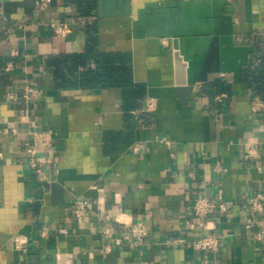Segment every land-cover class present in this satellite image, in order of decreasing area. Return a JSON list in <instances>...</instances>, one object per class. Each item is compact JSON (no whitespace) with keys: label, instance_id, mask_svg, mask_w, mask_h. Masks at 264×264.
<instances>
[{"label":"crops","instance_id":"1","mask_svg":"<svg viewBox=\"0 0 264 264\" xmlns=\"http://www.w3.org/2000/svg\"><path fill=\"white\" fill-rule=\"evenodd\" d=\"M89 1L0 0V264H264L252 233L264 207L251 208L264 193V103L253 109L264 100V0ZM92 52L110 55L113 82L79 84L100 66ZM85 53L84 64L60 60ZM44 127L49 182L24 149ZM199 195L215 203L207 227ZM79 197L89 203L78 215ZM199 233H217L218 248L195 247Z\"/></svg>","mask_w":264,"mask_h":264},{"label":"built area","instance_id":"2","mask_svg":"<svg viewBox=\"0 0 264 264\" xmlns=\"http://www.w3.org/2000/svg\"><path fill=\"white\" fill-rule=\"evenodd\" d=\"M37 7L44 8L48 0H37ZM55 30L59 33H66L68 28L64 22H60ZM27 92L25 96L36 95L37 88L30 84L24 85ZM263 99H256L253 101V109L259 108L263 105ZM151 103H148L150 106ZM167 142L168 139H165ZM142 142L135 143V148H140ZM54 146V134L52 129L44 127L33 130L32 139L25 143V151L27 153L28 166L31 171L36 174L41 180L49 182L51 181V163L54 160L52 149ZM89 201L87 198L79 197L76 200L75 212L79 215L87 207ZM215 203L206 195H199L195 198L193 204L194 214L201 216L198 221L199 227H207V222L202 218L203 215L208 213ZM264 207V193L258 192L251 197V208L253 211L261 210ZM252 219H250L251 221ZM188 226L194 227L193 221H188ZM46 232V231H45ZM106 232L109 231L106 229ZM253 235L258 239L264 238V227H255L252 231ZM148 234V228L143 220H136L131 226V236L138 242L144 240ZM129 237V236H126ZM116 242H121L122 237H115ZM12 241L17 249H25L27 238L24 234L16 233L12 236ZM221 239L217 233H199V235L193 240V245L203 250H215L220 245Z\"/></svg>","mask_w":264,"mask_h":264},{"label":"trees","instance_id":"3","mask_svg":"<svg viewBox=\"0 0 264 264\" xmlns=\"http://www.w3.org/2000/svg\"><path fill=\"white\" fill-rule=\"evenodd\" d=\"M89 3H90V1L86 0L87 6L89 5ZM83 10L87 11L85 6H83ZM87 53H89V52H87ZM87 53H85L83 55H77V56L73 55V56H71V58H68V59L62 57V59H60V60L63 62L65 60H67V63L72 62L73 64H76V65L84 64V62L86 61V59L89 55ZM91 54L96 55V58H97L100 66L97 69L86 68V69L80 71V73H79L80 77H78L79 78V84L82 86H103V85H106L109 83V81L107 79L108 76H113V80H112V82H113L114 77L116 76L117 68L115 66H114V68H112L113 65L108 63V61L111 58L110 55L108 53H105V52H95V53L92 52ZM1 60H2V57L0 58V61ZM63 68L65 70V68H68V66L64 65ZM72 70H74V69H72ZM259 70L263 75L264 74V67L262 69H259ZM55 72H56V74L59 73V69L57 67L55 68ZM118 72H120V71L118 70ZM246 72H247V74H249L250 69L247 68ZM256 87L258 88V90H260L261 92L264 93V83H262L261 85L258 84V85H256Z\"/></svg>","mask_w":264,"mask_h":264},{"label":"water","instance_id":"4","mask_svg":"<svg viewBox=\"0 0 264 264\" xmlns=\"http://www.w3.org/2000/svg\"><path fill=\"white\" fill-rule=\"evenodd\" d=\"M176 57L178 58V61H179V64H181L182 63V57H181V54H180V52L178 51V52H176ZM181 65H184L183 63L181 64Z\"/></svg>","mask_w":264,"mask_h":264}]
</instances>
